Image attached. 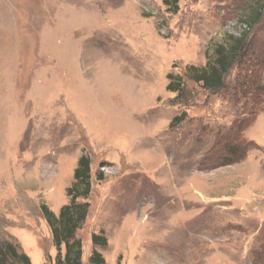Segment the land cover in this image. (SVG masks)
Returning a JSON list of instances; mask_svg holds the SVG:
<instances>
[{"label": "rangeland", "instance_id": "1", "mask_svg": "<svg viewBox=\"0 0 264 264\" xmlns=\"http://www.w3.org/2000/svg\"><path fill=\"white\" fill-rule=\"evenodd\" d=\"M256 2L182 0L173 14L163 0H0V242L55 264L41 206L59 214L87 154L83 264L94 250L106 264H264V16L249 31L254 94L234 92L236 68L220 93L186 78L184 99L167 90L242 34ZM228 132L251 146L217 165Z\"/></svg>", "mask_w": 264, "mask_h": 264}, {"label": "trees", "instance_id": "2", "mask_svg": "<svg viewBox=\"0 0 264 264\" xmlns=\"http://www.w3.org/2000/svg\"><path fill=\"white\" fill-rule=\"evenodd\" d=\"M182 0H163V4L169 13L177 14ZM264 16V6L260 2L249 5L244 15L242 25L244 32L240 35H229L223 44H219L207 52L205 66H188L184 76L168 75L169 84L167 90L178 94L179 98L186 97L185 78L203 89L212 93L226 91L227 77L236 68L237 80L232 86L236 94L251 93V81L247 70L253 68L258 62V50L249 31L254 30L261 23ZM256 91V90H255ZM257 97L264 99V89L256 91ZM185 115L177 116L171 123L176 127L183 122ZM242 130V129H241ZM240 130V131H241ZM239 131V132H240ZM234 137L231 134L220 133L221 137L213 150L214 163L222 166L231 165L240 161L246 154L250 143L240 133ZM243 132V131H241ZM222 146V147H221ZM220 147V149H219ZM206 158L208 156H205ZM203 162H209L208 158ZM213 158V157H212ZM213 163V165H214ZM92 161L89 155L83 154L74 171V181L66 190L68 203L63 206L59 214L54 213L46 204L41 206L42 214L50 228L53 244L57 255L55 264H83V244L77 236L83 228L90 213L88 199L92 193ZM104 173L98 174V180L102 181ZM92 243L95 247L106 248L108 239L104 232L92 235ZM90 264H106L104 256L94 250L89 259ZM0 264H32L30 257L25 254L19 245L9 241L0 242Z\"/></svg>", "mask_w": 264, "mask_h": 264}]
</instances>
